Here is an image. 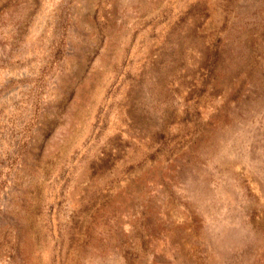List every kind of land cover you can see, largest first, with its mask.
Here are the masks:
<instances>
[{
  "label": "rangeland",
  "instance_id": "obj_1",
  "mask_svg": "<svg viewBox=\"0 0 264 264\" xmlns=\"http://www.w3.org/2000/svg\"><path fill=\"white\" fill-rule=\"evenodd\" d=\"M0 264H264V0H0Z\"/></svg>",
  "mask_w": 264,
  "mask_h": 264
}]
</instances>
